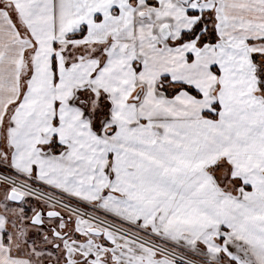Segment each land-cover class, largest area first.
Instances as JSON below:
<instances>
[{
  "label": "snow or ice",
  "instance_id": "6c2138e0",
  "mask_svg": "<svg viewBox=\"0 0 264 264\" xmlns=\"http://www.w3.org/2000/svg\"><path fill=\"white\" fill-rule=\"evenodd\" d=\"M0 264H264V0H0Z\"/></svg>",
  "mask_w": 264,
  "mask_h": 264
}]
</instances>
